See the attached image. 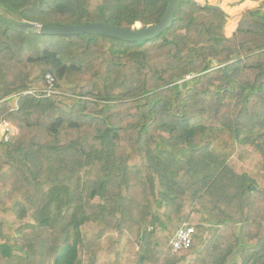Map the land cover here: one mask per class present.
<instances>
[{"label": "trees", "instance_id": "obj_1", "mask_svg": "<svg viewBox=\"0 0 264 264\" xmlns=\"http://www.w3.org/2000/svg\"><path fill=\"white\" fill-rule=\"evenodd\" d=\"M169 1L0 0V115L17 129L0 141V264H264V8L230 36L193 0L142 41L18 28L147 26ZM161 153L215 174L193 197ZM183 223L193 242L172 253Z\"/></svg>", "mask_w": 264, "mask_h": 264}, {"label": "water", "instance_id": "obj_2", "mask_svg": "<svg viewBox=\"0 0 264 264\" xmlns=\"http://www.w3.org/2000/svg\"><path fill=\"white\" fill-rule=\"evenodd\" d=\"M182 0H170L167 7L156 23L134 27H118L106 22H90L85 24H69V25H54V24H35L22 23L18 25L19 29L31 30L41 34L50 35H83L86 33L104 35L124 41H142L156 37L166 30L173 21V16ZM209 8H218L215 5H207Z\"/></svg>", "mask_w": 264, "mask_h": 264}, {"label": "crops", "instance_id": "obj_3", "mask_svg": "<svg viewBox=\"0 0 264 264\" xmlns=\"http://www.w3.org/2000/svg\"><path fill=\"white\" fill-rule=\"evenodd\" d=\"M201 5H215L221 10H223L227 14V21L225 23V34L227 36L232 35L236 27L238 25V22L242 16V14L248 10H254L257 8H264V0H193ZM193 162H189L186 166V171L183 173L182 176V184L185 191L189 192L193 197L197 196L200 191L206 186L208 183V179L210 176H213L215 174L214 169H210L207 165H203V163H196L191 164ZM169 164L173 165L174 170L183 171V169L179 168V165L181 166L183 164L186 165L185 161L179 162V163H173L169 160ZM191 164L192 166H188ZM193 167L195 169V173L197 174L201 169L205 168L203 176L196 177L193 179L190 175L189 168ZM185 170V169H184ZM188 184V185H187ZM178 209L177 204L175 203L173 207V212H176ZM171 212V213H173Z\"/></svg>", "mask_w": 264, "mask_h": 264}, {"label": "built area", "instance_id": "obj_4", "mask_svg": "<svg viewBox=\"0 0 264 264\" xmlns=\"http://www.w3.org/2000/svg\"><path fill=\"white\" fill-rule=\"evenodd\" d=\"M46 82L48 84V88L45 90L46 92H53L51 89L54 79L51 74L46 75ZM13 103L11 109H17L16 98L12 97ZM15 127L7 121L4 117L0 115V141H8L10 136L14 135ZM194 237V227L188 225L187 223H183L179 226L173 237L170 240L171 252H177L178 250L185 249L191 246Z\"/></svg>", "mask_w": 264, "mask_h": 264}, {"label": "rangeland", "instance_id": "obj_5", "mask_svg": "<svg viewBox=\"0 0 264 264\" xmlns=\"http://www.w3.org/2000/svg\"><path fill=\"white\" fill-rule=\"evenodd\" d=\"M136 25H139V24H136ZM17 132V129L15 128V130H14V133H16ZM157 153H159V152H157ZM160 156H162V158L164 159L163 161L165 162V164L167 165V162H168V164H169V158H168V156L166 155V154H164V153H161V154H159ZM198 155L197 154H189V156H188V158H185L184 159V161H185V163H186V165L185 164H183L182 166H181V164L179 165V168H181V169H183V171H186L187 169H186V166H187V164H188V161L189 160H193L194 162H195V159H198ZM171 161V160H170ZM171 162H173V161H171ZM173 163H177V162H173ZM179 163V162H178ZM205 162H203V165L205 166ZM170 167H174L173 165H169ZM185 169V170H184ZM188 170H190V175H191V177L193 178V179H195L196 177H200L201 178V176H203L202 174L204 173V170H205V168H203V169H201V171H199L197 174H194L195 173V168H189ZM182 185H184L185 186V184H182ZM188 185V184H187ZM173 207L174 206H169L168 207V211L169 212H173ZM123 257H124V259L125 258H127V257H129L128 256V254L127 253H125V255H123Z\"/></svg>", "mask_w": 264, "mask_h": 264}]
</instances>
